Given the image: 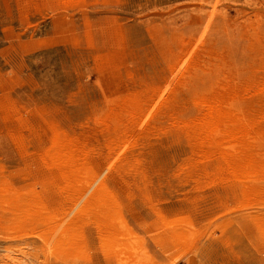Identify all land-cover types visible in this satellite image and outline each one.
Returning a JSON list of instances; mask_svg holds the SVG:
<instances>
[{"label": "rangeland", "instance_id": "obj_1", "mask_svg": "<svg viewBox=\"0 0 264 264\" xmlns=\"http://www.w3.org/2000/svg\"><path fill=\"white\" fill-rule=\"evenodd\" d=\"M0 264H264V0H0Z\"/></svg>", "mask_w": 264, "mask_h": 264}]
</instances>
